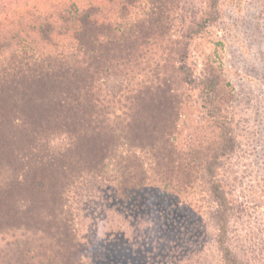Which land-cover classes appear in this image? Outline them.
Returning <instances> with one entry per match:
<instances>
[{
	"label": "trees",
	"instance_id": "trees-1",
	"mask_svg": "<svg viewBox=\"0 0 264 264\" xmlns=\"http://www.w3.org/2000/svg\"><path fill=\"white\" fill-rule=\"evenodd\" d=\"M179 1L49 0L0 20V168L7 173L0 222L22 237L2 255L82 264L67 209V196L77 187L85 191L97 179L115 181L123 207L157 179L183 203L201 178L217 204L223 263L243 264L230 244L234 208L218 174L220 160L237 148L236 89L214 62L199 83L185 66L176 67L190 41L218 20V0H207V12L179 42L181 49H163L165 65L153 73L156 83L98 90L102 80L150 57L148 46L165 40ZM130 44L142 49L131 51ZM185 79L195 83L206 123L187 137L181 118L188 112L179 104ZM59 132L68 143L53 148L49 139ZM12 261L4 264H20Z\"/></svg>",
	"mask_w": 264,
	"mask_h": 264
},
{
	"label": "rangeland",
	"instance_id": "rangeland-1",
	"mask_svg": "<svg viewBox=\"0 0 264 264\" xmlns=\"http://www.w3.org/2000/svg\"><path fill=\"white\" fill-rule=\"evenodd\" d=\"M207 3L177 2L167 37L162 42L155 39L148 46L150 57L131 64L124 75L119 71L117 77L102 80L98 90L107 91L118 84L137 88L156 83L153 73L158 65H165L163 49H181L183 44L179 47V42L200 22ZM43 4H49V0H0V20L13 11L32 12ZM218 10V20L190 41L186 56L177 60L176 67L185 66L191 81L199 83L205 77L206 65L214 62L236 89L232 112L237 148L220 160L218 174L234 208L231 247L243 264H264V0H218ZM130 46L134 52L142 49ZM185 80L179 104L184 113L188 112L181 118L187 137L200 132L206 123L195 83L190 85V80ZM49 141L51 147L60 148L67 145L68 138L59 132ZM210 157L203 163L207 164ZM2 169L0 195L7 179ZM97 180L92 189L77 187L67 196L82 264H224L214 221L217 204L204 179L196 180L183 203L177 201L180 196L175 197L163 183L152 179L146 191L134 194L123 207L113 189L116 182ZM1 225L0 264L12 260L38 264L39 259H26L19 253L2 255L8 243L22 237Z\"/></svg>",
	"mask_w": 264,
	"mask_h": 264
}]
</instances>
